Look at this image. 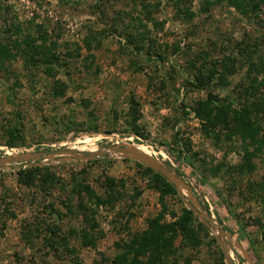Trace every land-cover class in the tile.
I'll list each match as a JSON object with an SVG mask.
<instances>
[{
  "label": "rangeland",
  "instance_id": "374dc122",
  "mask_svg": "<svg viewBox=\"0 0 264 264\" xmlns=\"http://www.w3.org/2000/svg\"><path fill=\"white\" fill-rule=\"evenodd\" d=\"M253 4L0 0V159L40 155L0 166V264H111L184 209L197 243L177 235L166 264H264V112L253 143L235 133L246 103L264 111V0ZM198 103L227 127L209 128ZM127 146L178 170L191 194L127 157L82 158ZM33 168L52 184L19 176Z\"/></svg>",
  "mask_w": 264,
  "mask_h": 264
},
{
  "label": "trees",
  "instance_id": "16d2710c",
  "mask_svg": "<svg viewBox=\"0 0 264 264\" xmlns=\"http://www.w3.org/2000/svg\"><path fill=\"white\" fill-rule=\"evenodd\" d=\"M230 1H232V5L236 8L237 11H242V10L245 11L246 7H248L249 10L252 12H254L255 10L254 9L255 6L253 4L254 0H230ZM250 3L252 6H250ZM0 55L4 59L11 58L10 50H8L6 46H4L2 43H0ZM49 58H53V55H49ZM215 77L220 82H223L222 76L219 75L215 69H212L210 71V79H213ZM257 90L258 87L256 88L255 85L253 86L251 85L248 88V91H251V93L254 94L257 92ZM262 98H264V96H262ZM207 104L208 103H198L197 106L193 108L194 114L200 119L205 120L206 124L209 125V128L217 127V126L227 127L228 121L217 120L210 117V112ZM223 109L225 110L224 113L228 111L233 112L232 109L230 108L228 109L227 107H224ZM236 112H237L236 122L238 123L239 126L235 133L240 135L243 141L250 140L251 143H253L256 135L258 134L257 133L258 127L254 126L256 119L252 118V116H255V118H257L258 116L256 115L257 114L262 115V112L264 111L258 110L256 103L249 102L246 103L245 108ZM262 117H264V115H262ZM14 131L17 132V130H11L10 134L12 135V132ZM204 131L208 132L206 130ZM259 144L261 145V147H264L263 140L260 141ZM8 148L12 149L13 146L10 144ZM145 173L152 174V172L148 169L145 170ZM175 173L177 176L181 177V174L178 170H175ZM19 176L27 179L28 183L29 182L31 183V181H34L36 178H39L41 184L44 187H47V185L52 184V176H50L49 174L44 175L43 169L41 168H33L30 169L29 171L27 170L26 172L21 171L19 173ZM152 182H153V188L158 189L159 193L162 196L176 195L174 189L170 185H168L161 177L154 175ZM262 191L264 192V190ZM254 196H258L262 198L261 195L258 193L255 194ZM262 203L264 204L263 200ZM192 219H193V214L187 209H184L182 211V217L174 224L171 225L163 224L159 219H155L154 221L149 222L148 231L142 234L141 236L137 237L135 241L132 242L131 244L123 246L122 253L118 255L116 261L115 260L112 261L111 264H166L170 258L173 257L175 258L177 256V249L175 248V244H174L177 235H181V237L184 239L183 243H185L186 241H188V243L191 244L197 243L198 233L195 230L190 229ZM201 229H204V227L200 223H198V230ZM260 236H261V241L264 243V229L261 232ZM84 241H85L84 244H92L90 241L87 240V237H84ZM220 264L223 263L221 262Z\"/></svg>",
  "mask_w": 264,
  "mask_h": 264
},
{
  "label": "water",
  "instance_id": "95a60500",
  "mask_svg": "<svg viewBox=\"0 0 264 264\" xmlns=\"http://www.w3.org/2000/svg\"><path fill=\"white\" fill-rule=\"evenodd\" d=\"M110 152L114 155L116 154L119 156L127 157L129 159H133V160H136L142 163L143 165L149 167L150 169L160 173L167 180L168 183L176 187L177 192H179V190L182 189L186 191L188 194H191L189 187L184 185L182 180L176 176L175 172H172V173L168 172L164 168L160 167L156 162H154L153 160H151L144 154H140L139 152H137L135 149L131 148L130 146H127L126 148L111 147V148H108L106 151H100L95 154H89L88 155L89 158L84 157V155L82 158L85 160H89L92 158H97L98 156H106ZM35 157L38 160L40 158V155H36ZM35 157L30 156V155H21L13 159H9V158L0 159V166L14 164L18 162H29V161L35 160L34 159ZM222 251H223L224 256H226L227 253L224 251L223 248H222Z\"/></svg>",
  "mask_w": 264,
  "mask_h": 264
},
{
  "label": "bare ground",
  "instance_id": "6f19581e",
  "mask_svg": "<svg viewBox=\"0 0 264 264\" xmlns=\"http://www.w3.org/2000/svg\"><path fill=\"white\" fill-rule=\"evenodd\" d=\"M104 139V138H103ZM107 139H109V138H107ZM100 141V140H99ZM134 147L136 146V147H139L140 145H133ZM140 147H142L148 154H149V152L150 151H148L147 150V148L146 147H144L143 145L142 146H140ZM150 155V154H149Z\"/></svg>",
  "mask_w": 264,
  "mask_h": 264
}]
</instances>
